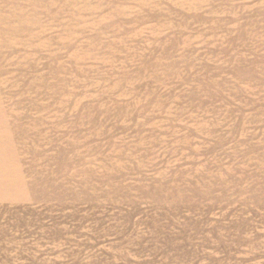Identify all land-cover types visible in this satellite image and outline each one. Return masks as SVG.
Segmentation results:
<instances>
[{
  "label": "rangeland",
  "instance_id": "rangeland-1",
  "mask_svg": "<svg viewBox=\"0 0 264 264\" xmlns=\"http://www.w3.org/2000/svg\"><path fill=\"white\" fill-rule=\"evenodd\" d=\"M0 264H264V0H0Z\"/></svg>",
  "mask_w": 264,
  "mask_h": 264
}]
</instances>
